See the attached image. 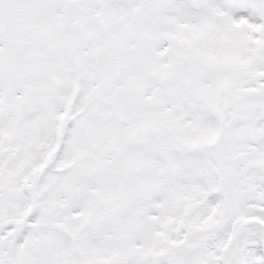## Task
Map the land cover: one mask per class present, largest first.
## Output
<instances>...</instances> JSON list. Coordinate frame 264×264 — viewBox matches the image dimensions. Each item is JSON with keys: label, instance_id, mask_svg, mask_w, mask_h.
<instances>
[{"label": "snow or ice", "instance_id": "1", "mask_svg": "<svg viewBox=\"0 0 264 264\" xmlns=\"http://www.w3.org/2000/svg\"><path fill=\"white\" fill-rule=\"evenodd\" d=\"M0 264H264V0H0Z\"/></svg>", "mask_w": 264, "mask_h": 264}]
</instances>
